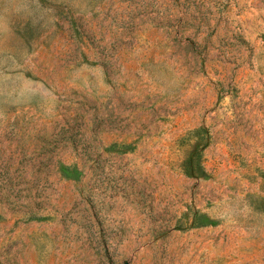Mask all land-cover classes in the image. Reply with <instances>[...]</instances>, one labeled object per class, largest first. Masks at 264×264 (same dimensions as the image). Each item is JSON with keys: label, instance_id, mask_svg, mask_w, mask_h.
<instances>
[{"label": "rangeland", "instance_id": "rangeland-1", "mask_svg": "<svg viewBox=\"0 0 264 264\" xmlns=\"http://www.w3.org/2000/svg\"><path fill=\"white\" fill-rule=\"evenodd\" d=\"M0 264H264V0H0Z\"/></svg>", "mask_w": 264, "mask_h": 264}, {"label": "trees", "instance_id": "trees-1", "mask_svg": "<svg viewBox=\"0 0 264 264\" xmlns=\"http://www.w3.org/2000/svg\"><path fill=\"white\" fill-rule=\"evenodd\" d=\"M195 155H196V149H195L194 153L191 155V157L189 158L188 163H191L192 157L195 156Z\"/></svg>", "mask_w": 264, "mask_h": 264}]
</instances>
